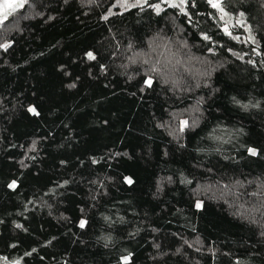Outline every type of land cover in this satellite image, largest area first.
<instances>
[{
  "label": "trees",
  "instance_id": "trees-1",
  "mask_svg": "<svg viewBox=\"0 0 264 264\" xmlns=\"http://www.w3.org/2000/svg\"><path fill=\"white\" fill-rule=\"evenodd\" d=\"M217 2L2 19L0 264H264V0Z\"/></svg>",
  "mask_w": 264,
  "mask_h": 264
},
{
  "label": "rangeland",
  "instance_id": "rangeland-1",
  "mask_svg": "<svg viewBox=\"0 0 264 264\" xmlns=\"http://www.w3.org/2000/svg\"><path fill=\"white\" fill-rule=\"evenodd\" d=\"M135 1H139V0H133ZM21 0H0V20L3 19L4 16H8L9 13L11 11H13V9L19 7L18 5L20 4ZM167 2L171 3V2H176V3H182V0H167ZM215 3L217 4V0H215ZM219 5V4H218ZM218 9L220 11V14L222 15L223 19L225 20L226 23L228 24H232V23H236V16H233L229 13H227L224 9H222L220 7V5L218 6ZM224 29L228 30L229 26L226 25L224 27Z\"/></svg>",
  "mask_w": 264,
  "mask_h": 264
},
{
  "label": "snow or ice",
  "instance_id": "snow-or-ice-1",
  "mask_svg": "<svg viewBox=\"0 0 264 264\" xmlns=\"http://www.w3.org/2000/svg\"><path fill=\"white\" fill-rule=\"evenodd\" d=\"M182 2H183V0H182ZM209 3L212 4V7H214V8L219 6L218 4L212 3V0H209ZM23 4H24V0H21L20 4L18 6L19 7H23ZM173 6H175V5H173ZM3 19L6 20L7 19V16H4ZM0 23H3V20H0ZM205 39H207V37H205ZM7 47H9L8 44H2V45H0V48H5L6 49ZM88 57H89V59H95V57L92 55L91 52L88 53ZM152 70L153 71H156V69H152ZM151 83H152V81L150 79L146 81V84H148V85H151ZM29 111L30 112H33L35 114V109L29 108ZM181 123H182L183 126H187V121H182ZM249 152L252 155H256V152H255L254 149H249ZM128 183H131V181L129 180ZM9 187H13L14 188L15 187V182H13L12 184H10ZM200 206L201 205L199 203H197V207H200ZM80 227L81 228L84 227V221H81ZM124 264H127V257H125Z\"/></svg>",
  "mask_w": 264,
  "mask_h": 264
}]
</instances>
